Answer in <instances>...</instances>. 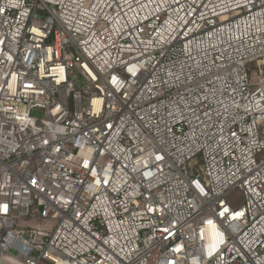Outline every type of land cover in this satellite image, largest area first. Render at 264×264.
Segmentation results:
<instances>
[{
  "label": "built area",
  "instance_id": "1",
  "mask_svg": "<svg viewBox=\"0 0 264 264\" xmlns=\"http://www.w3.org/2000/svg\"><path fill=\"white\" fill-rule=\"evenodd\" d=\"M0 264H264V0H0Z\"/></svg>",
  "mask_w": 264,
  "mask_h": 264
},
{
  "label": "rangeland",
  "instance_id": "2",
  "mask_svg": "<svg viewBox=\"0 0 264 264\" xmlns=\"http://www.w3.org/2000/svg\"><path fill=\"white\" fill-rule=\"evenodd\" d=\"M253 64L254 62L251 65H248V68L253 67ZM32 115L36 117L37 119H41L42 111L38 109H34L32 111ZM226 200L232 206H239L243 202V196H242L241 191L238 188L231 189L226 195ZM16 220L19 225H23L24 229H26L28 225L45 223V222H42L40 219H38V217H36V215L32 213L28 217H18L16 218Z\"/></svg>",
  "mask_w": 264,
  "mask_h": 264
}]
</instances>
